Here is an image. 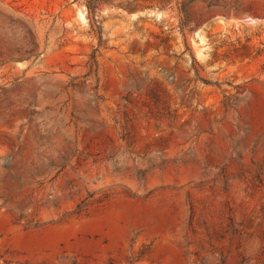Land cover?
Masks as SVG:
<instances>
[{
  "label": "rangeland",
  "instance_id": "1",
  "mask_svg": "<svg viewBox=\"0 0 264 264\" xmlns=\"http://www.w3.org/2000/svg\"><path fill=\"white\" fill-rule=\"evenodd\" d=\"M0 264H264V0H0Z\"/></svg>",
  "mask_w": 264,
  "mask_h": 264
}]
</instances>
